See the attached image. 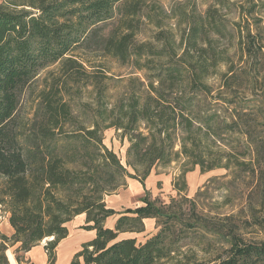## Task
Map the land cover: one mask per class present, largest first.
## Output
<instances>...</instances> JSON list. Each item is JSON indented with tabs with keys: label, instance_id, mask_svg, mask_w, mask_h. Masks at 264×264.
Instances as JSON below:
<instances>
[{
	"label": "trees",
	"instance_id": "trees-1",
	"mask_svg": "<svg viewBox=\"0 0 264 264\" xmlns=\"http://www.w3.org/2000/svg\"><path fill=\"white\" fill-rule=\"evenodd\" d=\"M16 1L28 9L0 6V209L13 229L11 236L0 234V264H8L13 246L22 264L45 238H52L44 246L47 264H55L67 223L78 215L85 217L80 228L95 236L69 264H264V240L243 233L248 219L264 228V36L263 19L253 14L256 4L239 7L242 22L233 24V32L210 8L207 23H191L178 41L162 29L168 17L163 9L146 0ZM144 20L157 29L150 42L136 40ZM217 37L235 39L229 45L237 63ZM87 50L142 72L144 80L130 76L123 93L111 94L103 69L88 71L86 61L74 57ZM56 63L62 75L44 80L33 117L21 125V92ZM213 76L217 82L210 85ZM89 87L90 100H80ZM110 128L127 137L125 164L135 173L128 176L141 184L156 165L183 160L179 192L195 166L201 172L225 169L250 180L245 206L216 223L198 216L185 222L170 204L147 198L142 206L116 212L104 197L123 185L128 172L103 144L102 131ZM253 194H260L258 203ZM229 202L225 196L223 204ZM116 214L114 227L104 226ZM160 218L162 228L145 242L118 239L141 232L144 219ZM183 227L224 246L190 247L182 242L188 239L181 237Z\"/></svg>",
	"mask_w": 264,
	"mask_h": 264
},
{
	"label": "rangeland",
	"instance_id": "rangeland-1",
	"mask_svg": "<svg viewBox=\"0 0 264 264\" xmlns=\"http://www.w3.org/2000/svg\"><path fill=\"white\" fill-rule=\"evenodd\" d=\"M146 1L151 4H158L163 9L168 17L162 20V29L167 34H172L173 38L178 41L180 35L187 33V29L191 26V23H207V11L210 8H217L216 20H220L228 31L233 32V24L235 22H242L239 7L242 6L244 11H246L249 9L250 4H256L253 13L254 16L263 19V22L259 25V31L260 34L264 36V0H251V3H249L248 0H218L222 2V5H217V0ZM16 2V0H0V6H4L8 9H28L24 6H15L14 4H16ZM143 22L140 31L136 35V40L139 42H150L157 32V29L146 20ZM110 28V26L105 28L102 35H106ZM254 29V27H251V30L254 31ZM217 39H219V48L221 50L229 48V56L234 63H237V58L234 56V47L229 45L230 42L235 44V39H223L218 37ZM74 57L77 60L86 61L85 66L88 71L92 70L91 66L102 68L105 74L110 77V80H107L106 83L109 86V91L111 90V94L119 95L121 92L123 93L125 90L123 88L127 84V79L130 76H136L144 80L142 72H134V70L128 66H121L115 60L103 56L100 52L95 50L77 51ZM224 69V67H220V70L223 71ZM61 75L58 63L45 67L36 76L34 82L21 92L17 112L18 120L21 125L26 124L33 117L38 92L43 88L45 84L44 80L50 81L52 78ZM208 82L210 85L216 84L217 81L215 76L211 77ZM90 91V87L86 88L84 97L80 100L89 101ZM225 140L226 142H233L229 139ZM102 141L108 149L112 150L117 155L121 164L128 172L123 175V185L110 195L104 197L106 205L113 208L118 213L128 208L134 209L142 206V200L147 198L152 201L157 200L158 203L164 205L170 204V211L175 212L178 216L180 215L185 222L192 217L195 218V216H198L197 220L202 221L204 218H207L211 223H216V219L219 217H223L230 213L237 215L240 209L245 206V201L248 200V189L251 184L250 180L243 173L240 174L237 172L232 174L225 169H214L201 172L199 167L195 166L192 171L185 174L183 180L186 186L182 192H179L175 187V182H178L177 186H181L182 180L179 178V175L182 169L180 163H182L183 160L169 165H156L152 168L150 174L143 180V184H141V181L135 179V177L128 176V174L134 175L135 173L125 164L129 146L127 137H123L120 130L110 128L102 131ZM199 191L201 193H198ZM225 196H228L230 200L227 204H223ZM251 198L254 203H258L260 194H253ZM192 210H194L196 215H193ZM245 212L247 213V210H245ZM246 213L240 214L238 219L243 220V216H246ZM255 216L258 219L263 218V214L258 207H256ZM0 217L2 218L1 215ZM119 217L120 215L116 214L107 218L104 222V226H112L113 228ZM161 222H164L161 218L158 220L144 219L142 223L143 230L141 232H126L119 234L118 239L132 236L136 239L137 243H143L162 228L163 225ZM248 222L250 225H246L243 231L244 237L246 239L253 238L254 240H264V228L253 223L251 219H248ZM81 223V219L74 218L72 226L75 227V229H79ZM179 228L180 227H177V229ZM184 228L185 227L182 229L181 237H188V239H184L186 241L182 242H186L185 244H189L190 247L192 246L197 250L204 249L212 251L224 246L220 240L218 241L207 236L204 237L201 233L202 231H199V229L195 228L191 230ZM86 237L87 235L83 234L82 238ZM45 239H43L40 244L45 245L47 243V241L45 243ZM15 248L16 246L9 248L8 252L12 253L13 257L16 259L14 253ZM63 249L64 248L59 249L60 255ZM39 250L40 249L36 248L30 253V255L34 257L33 261L35 264H39L41 259L40 255H37ZM41 256L44 255L41 254ZM23 263L25 264L24 259ZM26 264L30 263L26 262Z\"/></svg>",
	"mask_w": 264,
	"mask_h": 264
},
{
	"label": "crops",
	"instance_id": "crops-1",
	"mask_svg": "<svg viewBox=\"0 0 264 264\" xmlns=\"http://www.w3.org/2000/svg\"><path fill=\"white\" fill-rule=\"evenodd\" d=\"M0 215L2 216V218L0 217V221H1L0 222V234H5L7 236L12 235L13 229L8 223V214L3 213L0 209ZM76 218L81 219L82 223L79 225L81 227L85 221L84 215H78L75 217V219ZM73 219L67 223V229H68L67 237L61 240L56 247L55 264H69V262L72 259V256L79 250L81 244L91 240L95 236V231H85L81 228L75 229V227L72 226ZM70 223H71V226H70ZM107 227L112 228V226H107ZM83 234H86L87 237L82 238ZM124 238H134V237L126 236L120 239H124ZM44 246H45L44 244L39 243L38 245L32 247L31 250H29L27 253H25V256H24L25 264L26 262L30 264H35L33 261L34 257H32L30 253L32 252V250L36 248L40 249L39 252L37 253V255H40L41 257L39 264H47V255L45 253ZM60 248H64L61 251V255L59 253ZM41 254H43L44 256H41ZM7 258H8V264H18L16 259L13 257L12 253L7 252Z\"/></svg>",
	"mask_w": 264,
	"mask_h": 264
},
{
	"label": "water",
	"instance_id": "water-1",
	"mask_svg": "<svg viewBox=\"0 0 264 264\" xmlns=\"http://www.w3.org/2000/svg\"><path fill=\"white\" fill-rule=\"evenodd\" d=\"M50 240H52V238H46L44 241L46 243V241H50Z\"/></svg>",
	"mask_w": 264,
	"mask_h": 264
}]
</instances>
